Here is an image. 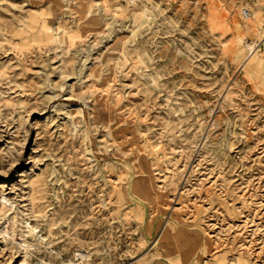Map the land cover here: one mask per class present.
<instances>
[{"label": "rangeland", "instance_id": "374dc122", "mask_svg": "<svg viewBox=\"0 0 264 264\" xmlns=\"http://www.w3.org/2000/svg\"><path fill=\"white\" fill-rule=\"evenodd\" d=\"M0 264H264V0H0Z\"/></svg>", "mask_w": 264, "mask_h": 264}, {"label": "built area", "instance_id": "2783aa9c", "mask_svg": "<svg viewBox=\"0 0 264 264\" xmlns=\"http://www.w3.org/2000/svg\"><path fill=\"white\" fill-rule=\"evenodd\" d=\"M246 13L244 12V15H245Z\"/></svg>", "mask_w": 264, "mask_h": 264}]
</instances>
